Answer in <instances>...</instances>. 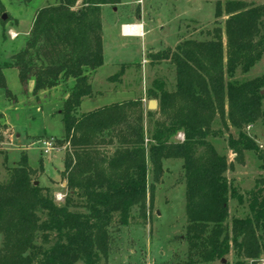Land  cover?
I'll return each mask as SVG.
<instances>
[{
  "label": "trees",
  "instance_id": "16d2710c",
  "mask_svg": "<svg viewBox=\"0 0 264 264\" xmlns=\"http://www.w3.org/2000/svg\"><path fill=\"white\" fill-rule=\"evenodd\" d=\"M119 2L58 0L42 8L25 48L11 62L0 64V89L12 100L16 96L8 87L5 68L18 70L25 92L34 80L32 94L38 101L42 91L61 80L72 81L60 110L61 142L70 149L64 161V203L36 184L25 153L18 166L8 167V180L0 181V264H99L108 255V228L115 218L127 225L139 205V215L146 220L148 199L152 207L150 165L159 181L163 161L171 158L182 159L185 170L186 264L222 259L231 250L238 256L235 264H256L264 256V174L251 192L249 213L227 224L230 197L243 203L244 196L228 183L225 172L231 165L209 138L224 136L222 128H213L218 120L224 129L237 128V136H227L229 149L237 159L254 151L264 172V152L243 131L264 119V76L226 81L239 67L249 71L264 54V0H217L211 39L183 40L175 49L153 54L174 64L176 89L151 92L159 109L147 115L160 118L150 137L145 134L141 100L80 112L83 100L94 97L91 80L104 64L102 6ZM224 16L223 28L219 19ZM179 132L185 138L174 142Z\"/></svg>",
  "mask_w": 264,
  "mask_h": 264
},
{
  "label": "rangeland",
  "instance_id": "374dc122",
  "mask_svg": "<svg viewBox=\"0 0 264 264\" xmlns=\"http://www.w3.org/2000/svg\"><path fill=\"white\" fill-rule=\"evenodd\" d=\"M216 1L120 0L114 6H102L105 63L91 80L94 98L101 97L97 100L99 103L141 100L145 134L150 137L154 122L160 118L159 114L147 115V111L159 109V106L156 110L148 108L150 100L158 102L151 92L160 94L161 90L176 89L174 64L170 60H157L153 54L168 48L175 49L183 40L211 39V32L216 26ZM56 3L58 0H32L30 3L23 0H0V64L11 62L13 55L25 48L38 11ZM3 15H6L5 19ZM226 18L224 16L219 19L223 28ZM121 21H127L125 24L143 23L144 36H123L122 27L125 24L120 26ZM121 69L123 71L119 74ZM4 73L16 99H8L4 90L0 89V181L8 180L10 174L7 168L18 166L25 153L28 164L34 169L33 180L49 188L56 202L63 204L67 194L63 164L66 152H70V149L67 142H61L63 134L58 136L64 131L58 114L72 81L61 80L57 87L42 91L38 101L32 94L33 83L29 82L27 92L23 90L16 68H5ZM110 76L113 77L109 79ZM262 76L264 54L249 71L244 72L239 67L233 76L226 75V81H245ZM263 90L264 87L261 94ZM262 95L264 110V93ZM88 103L83 104V110ZM213 128H222L224 136L210 137L209 142L220 154L226 155L231 166L225 172V177L230 186L244 196L243 203H239L237 198L229 199L227 224L230 225L234 217H243L249 213L251 192L264 172L259 167L260 161L254 151H245L241 159H237L236 154L229 149L227 136H237V128L230 126L229 130L224 129L219 120ZM243 131L264 152V119L245 126ZM50 138H54L55 145L49 153H45L43 140ZM184 138V133L179 132L172 140L181 142ZM103 148L113 151V147ZM163 168L164 173L159 181L154 180L153 167L150 165L149 168L148 191L149 195L152 192V207L148 199L146 220L139 215V205L133 207L134 219L127 225H121L115 218L108 228V255L101 257L99 264H186L189 244L185 238L188 221L183 160L166 159ZM44 171L48 176L56 171L58 175L56 179L49 180ZM63 182L66 184L63 185ZM46 184L50 187H46ZM263 259L264 256L256 264H262ZM237 260L238 256L231 250L224 258L203 264H235ZM246 262L253 264L252 260ZM75 264L85 263L78 260Z\"/></svg>",
  "mask_w": 264,
  "mask_h": 264
},
{
  "label": "crops",
  "instance_id": "0c3cea01",
  "mask_svg": "<svg viewBox=\"0 0 264 264\" xmlns=\"http://www.w3.org/2000/svg\"><path fill=\"white\" fill-rule=\"evenodd\" d=\"M127 21H121L120 22V26L121 25H123V24H125ZM143 24V23H142ZM102 25H103V23H102ZM144 31V30H143ZM144 34H145V32H144ZM141 35V34H140ZM123 36H125V35H123ZM142 36H144V35H142ZM127 37V36H126ZM129 37H138V36H129ZM103 47H104V37H103ZM105 56V55H104ZM105 63V62H104ZM103 66V65H102ZM101 68V67H100ZM31 83H33V87H34V81H30ZM29 87H30V83H29V85H28ZM67 97V95L65 96V98ZM103 97V96H102ZM94 97H91V98H85L84 100H83V102H82V104H81V106H80V112H88V111H91V110H93V109H95V108H98V107H101V106H104V105H108V104H111V103H114V102H119V101H111V102H109V103H99L97 100H98V98H101V97H98V98H94ZM113 99H115V98H111V100H113ZM102 100V99H101ZM87 101H89V103H88V106L85 108V110H83V104L85 103V102H87ZM61 110V109H60ZM60 110H59V116H61V120H62V115L60 114ZM62 134L64 135V131H63V133H61L60 135H58V136H62ZM47 135H54V134H47ZM63 166H64V164H63ZM60 170H62L63 169V167L62 168H59ZM64 170V169H63ZM45 172V171H44ZM45 174H46V177H47V179H49L50 180V178H52V179H56V177H57V175H58V172L56 171V173L55 174H53V175H47V173L45 172ZM66 183L65 182H63V185H65ZM46 187H50V186H48L47 184L45 185Z\"/></svg>",
  "mask_w": 264,
  "mask_h": 264
},
{
  "label": "built area",
  "instance_id": "2783aa9c",
  "mask_svg": "<svg viewBox=\"0 0 264 264\" xmlns=\"http://www.w3.org/2000/svg\"><path fill=\"white\" fill-rule=\"evenodd\" d=\"M139 27H141V30H142L141 33L137 32ZM143 30H144L143 29V24H141V23L125 24L122 27V34L125 35V36H142V35H144V31ZM43 144L45 145V150H44L45 153H49V151L54 148L55 140H54V138L45 139V140H43ZM262 264H264V259L262 261Z\"/></svg>",
  "mask_w": 264,
  "mask_h": 264
},
{
  "label": "water",
  "instance_id": "95a60500",
  "mask_svg": "<svg viewBox=\"0 0 264 264\" xmlns=\"http://www.w3.org/2000/svg\"><path fill=\"white\" fill-rule=\"evenodd\" d=\"M5 18H6V15H3V19H5ZM263 93H264V90H263L262 94H263ZM157 107H158V102H157V100L152 99V100L149 101V104H148V108H149V110H156ZM37 183H38V182H36V184H37Z\"/></svg>",
  "mask_w": 264,
  "mask_h": 264
},
{
  "label": "bare ground",
  "instance_id": "6f19581e",
  "mask_svg": "<svg viewBox=\"0 0 264 264\" xmlns=\"http://www.w3.org/2000/svg\"><path fill=\"white\" fill-rule=\"evenodd\" d=\"M141 31H142V30H141V27H139V29L137 30V32H138V33H141Z\"/></svg>",
  "mask_w": 264,
  "mask_h": 264
}]
</instances>
